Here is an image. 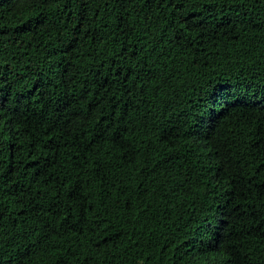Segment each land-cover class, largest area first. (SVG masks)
<instances>
[{
    "label": "trees",
    "instance_id": "trees-1",
    "mask_svg": "<svg viewBox=\"0 0 264 264\" xmlns=\"http://www.w3.org/2000/svg\"><path fill=\"white\" fill-rule=\"evenodd\" d=\"M0 264H264V0H0Z\"/></svg>",
    "mask_w": 264,
    "mask_h": 264
}]
</instances>
